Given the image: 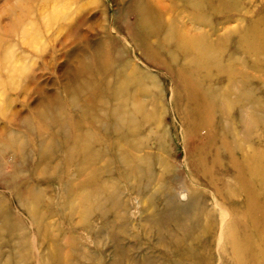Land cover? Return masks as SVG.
I'll list each match as a JSON object with an SVG mask.
<instances>
[{"label":"rangeland","instance_id":"374dc122","mask_svg":"<svg viewBox=\"0 0 264 264\" xmlns=\"http://www.w3.org/2000/svg\"><path fill=\"white\" fill-rule=\"evenodd\" d=\"M133 1L0 0V264H168L169 246L146 219L149 193H154L153 206L167 192L180 203L198 198L206 211L193 212L212 213L214 239L221 225L219 206L239 217L234 207L242 205L243 196L225 186L233 174L226 151L212 135L187 133L179 113L184 100L176 106L182 88L171 68L185 65L190 71L191 56L185 59L176 44L181 34L214 47L217 62L230 65L233 76L216 69L195 75L204 77L203 89L218 95V104L222 91L231 90V119L218 115L217 131L225 136L232 125L242 134L250 127L249 112L244 107L239 114V88L228 86V80L242 72L264 104V38L257 34L264 33V0H212L208 9L175 0L162 15L160 33L150 37L153 43L164 41L161 49L149 57L126 29L136 26ZM102 42L111 58L108 83L98 97L94 84L100 74L91 73L97 62L87 52ZM116 80L126 81L131 122L109 114L117 104ZM140 103L145 121L135 112ZM39 124L50 125L54 133L42 127L37 134L33 129ZM260 135L264 129L250 132L261 146ZM211 141L219 146L215 165ZM197 143H206L202 156L211 171L196 165L197 154L190 152ZM132 158L140 168L131 177ZM149 172L155 180L145 188ZM221 193L227 202L222 203ZM215 242L213 264H223Z\"/></svg>","mask_w":264,"mask_h":264},{"label":"bare ground","instance_id":"6f19581e","mask_svg":"<svg viewBox=\"0 0 264 264\" xmlns=\"http://www.w3.org/2000/svg\"><path fill=\"white\" fill-rule=\"evenodd\" d=\"M168 1L171 2L170 5L166 3V0H134L132 2L133 9L136 10L137 13L136 26L135 29L132 27H127L126 29L130 32L129 38L132 43L140 49L145 57H149L158 52L156 49L158 50V48H160L159 45L164 42H160L161 44L153 43L150 37H157L160 33L158 25L164 23L161 21L163 13L175 7V0ZM179 1L195 9H201V7L202 9H208L211 7L210 2L212 0ZM218 1L223 3L227 0ZM257 34H260L261 38H264L263 32H257ZM176 44L177 47L183 51L185 59L191 56L190 64L188 65L190 71H186L188 67L185 65L176 67L175 70L171 68V72L175 76V81L182 88L176 100L177 109L178 105H180V100H184L185 103L184 108H182L181 105L179 106L181 107L179 111L180 117L183 119V122H186L188 125L185 128H187V133L190 137L200 136V134L206 136L210 135V137L212 135L213 138L219 141V146H222L226 151L229 164L233 170L232 180L228 181L225 186H228L232 193H239L242 195L243 199L241 206L234 207L236 210L238 209L237 212L240 214H238L239 217L231 216L224 207L219 206L221 208V225L216 239H214L215 231H212L215 222L212 213L208 211L205 212L207 213L206 215L204 214L207 219L210 220L209 225L206 226L202 220V216L204 215L195 214V212H193V208H196L200 212L206 211L203 203L198 201L199 199L195 198V196H189L185 203H180L176 197H174L175 195L167 192L164 201L157 206H153L151 200L154 193H149V205L145 209V211H147V222L149 227L160 237L164 246L165 244L169 246L165 249L169 254L168 264H213L215 257L212 253L211 244L214 243V240L218 246L217 253H219V259L223 264H264V193L262 194L261 192L264 191V136H259V140L263 142L261 146L260 143L258 144L256 141H252V137L250 136L252 130H257L258 133H262L264 129V104L254 95V87H250V79L245 74L240 72L239 79L228 77V86H236V88H239V99L236 105L240 107L239 114L246 110L244 107H247L246 111L249 112L250 127L243 130L241 134V132L238 130L236 131L232 125H227V127L230 128L229 132H227L225 136H220L217 131L218 123L216 125V117L218 115H227L226 117L231 119V112L234 108L232 106L234 102H232L229 97L231 90L225 89L222 91V94L219 96H221V104L224 103V105L218 104V95H215V93L209 94L206 89H203L201 83L204 77H197L195 73L198 74V72L201 71L216 69V71L229 76L232 75L231 72L233 71L230 70V65H223L219 61L217 62L214 47L204 44L200 37L181 34L178 36ZM247 50L248 52L254 51L251 46H248ZM87 55L89 59L97 62L95 69L93 66V69L90 71L94 74H100L98 80V85L100 87L94 84L96 93L99 92L98 97H100L104 95V92H102L104 89L101 87H104L105 84L108 83L107 75L109 74V69L107 66L110 63L111 50L106 48L102 42L88 50ZM86 71L88 72L89 68H87ZM120 76L125 77L124 74H120ZM117 82L118 84H116L112 92L113 99L117 101V104L109 114L114 118H118L119 115L122 118L127 117L129 122H131L133 121V112L129 111L125 104L126 100L123 89L126 81L121 84H119L118 80H116V83ZM246 85L249 86L246 87ZM143 108L144 105L140 103V106L138 104L135 108V112H138L137 114L141 113V119L145 121L146 117L143 113ZM42 127H44V131L47 133H54L50 129V125L46 127L39 124L33 130H35L37 134H40L43 130ZM203 129L204 131L202 132L201 130ZM211 130H213V134H211ZM212 142L213 141L210 142V148L215 147L216 153L211 164L215 165L219 163L216 160L218 158L219 146L212 144ZM6 145L10 146V143H6ZM192 148H194V150L192 149L190 153L192 154V152L195 151L197 154L196 165L204 170L208 169L211 171L209 164L202 156V154L206 152V143L202 146L197 143L195 146L193 145ZM236 151L240 152V158L236 155ZM114 153L116 162L120 163L119 154L117 151ZM141 161L147 162L148 156L142 155ZM130 163L132 177L136 175L140 166L136 159L133 158L130 160ZM117 167L119 169V166ZM149 175L150 177L148 176L149 179L147 180L145 188L151 187L153 183L152 180H155V175L151 177L153 173L149 172ZM161 178L159 174L157 180L160 185L162 183V181H160ZM160 185L157 189L158 192L161 191ZM219 195L223 198L222 203L227 202L225 201L227 199L226 194L223 195L225 198L222 197V193ZM33 213L35 214V211H33ZM197 229L201 233L206 232L208 229L210 231L202 235L199 233L195 236ZM204 236L208 237H206L207 242L201 244V239ZM200 245L201 247H198ZM226 248L227 251H229L228 255L222 253V250H226ZM118 251L120 256L124 255V250L119 248Z\"/></svg>","mask_w":264,"mask_h":264}]
</instances>
